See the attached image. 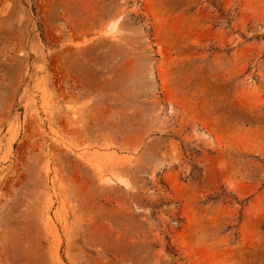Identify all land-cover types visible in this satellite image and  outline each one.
<instances>
[{"label": "rangeland", "instance_id": "374dc122", "mask_svg": "<svg viewBox=\"0 0 264 264\" xmlns=\"http://www.w3.org/2000/svg\"><path fill=\"white\" fill-rule=\"evenodd\" d=\"M0 264H264V0H0Z\"/></svg>", "mask_w": 264, "mask_h": 264}]
</instances>
